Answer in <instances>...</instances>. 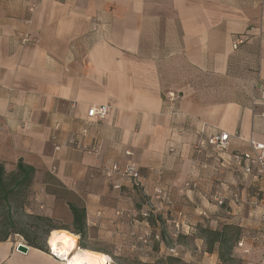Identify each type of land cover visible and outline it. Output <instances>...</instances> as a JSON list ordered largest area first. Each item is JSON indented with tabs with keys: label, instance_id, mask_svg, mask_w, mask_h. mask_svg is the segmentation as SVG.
I'll return each instance as SVG.
<instances>
[{
	"label": "crops",
	"instance_id": "0c3cea01",
	"mask_svg": "<svg viewBox=\"0 0 264 264\" xmlns=\"http://www.w3.org/2000/svg\"><path fill=\"white\" fill-rule=\"evenodd\" d=\"M262 86L264 0H0V161L35 168L36 203L77 244L70 205L84 209L85 249L111 263L163 253V218L188 235L204 220L262 223L264 175L243 168L248 140L264 144ZM99 106L106 117L90 118ZM113 163L140 179H106ZM245 233L264 264V228ZM18 244L0 240V264H66Z\"/></svg>",
	"mask_w": 264,
	"mask_h": 264
},
{
	"label": "rangeland",
	"instance_id": "374dc122",
	"mask_svg": "<svg viewBox=\"0 0 264 264\" xmlns=\"http://www.w3.org/2000/svg\"><path fill=\"white\" fill-rule=\"evenodd\" d=\"M8 188H13V181L8 182ZM36 192L34 189H29L21 194L13 193L10 195L9 207H0V239H3L8 234V239L16 240L17 242H26L29 244L26 236L35 242L39 247L45 248L48 243V227L49 223L39 220V216L47 217L49 214L45 213L36 203ZM151 211V210H150ZM147 214V213H145ZM151 216V213H150ZM63 219H58V224H54L58 227H68L63 224ZM168 218L158 220V226L161 229L160 238L164 239L165 246L169 249L173 246H178L179 250L169 251L167 248L163 253L159 252L158 255L154 256L150 261L144 262L139 260L137 257H131L122 252L115 253L112 257L111 264H170L166 262H160L162 258L173 256L182 258L184 264H220L218 253H209L206 251L205 243H200L201 240H205L204 232H200L199 228L217 229L223 224H231L239 229L247 232L255 228H264V222H256V224L246 221H241L235 218H229L221 223H212L204 220L198 223L197 232L193 235L183 233L182 226L173 222ZM255 221V220H254ZM253 221V222H254ZM244 222V223H243ZM52 224V223H51ZM188 230V229H187ZM183 231V232H182ZM200 232V233H199ZM175 233V235H173ZM151 239V238H150ZM235 252L234 259H225L221 264H255L254 259H257V254H251V251L247 254ZM212 254H215L212 257ZM177 264V263H176Z\"/></svg>",
	"mask_w": 264,
	"mask_h": 264
},
{
	"label": "trees",
	"instance_id": "16d2710c",
	"mask_svg": "<svg viewBox=\"0 0 264 264\" xmlns=\"http://www.w3.org/2000/svg\"><path fill=\"white\" fill-rule=\"evenodd\" d=\"M36 170L33 166L25 163L22 159L18 161L14 168L9 169L5 162L0 161V207L5 208L9 207L10 195L13 193L21 194L23 192L28 191L29 189H33V182L35 178ZM13 181V188H8V182ZM70 209L73 213L74 227L71 229L72 232L77 233L80 236V240L78 242V246L81 248H86L87 245L85 242V235L83 233V229L85 227V210L76 206H71ZM145 216V215H144ZM145 217L151 219L150 214H147ZM41 221L48 222L50 225L48 227V235L54 230H68L69 227H56L54 224H58V220L51 216L38 218ZM52 223V224H51ZM199 231L204 232V234H208L204 237L206 251L209 253H218L220 264L225 259H234V253L240 252L238 248V244L241 241H244L246 237V233L244 230L239 229L231 224H223L217 229L204 228L205 230ZM199 232V233H200ZM49 237V236H48ZM8 239V234L0 240ZM29 244L25 242L28 247H34L39 249H44L43 247H39L35 242L30 240L28 236H26ZM160 262H166L170 264H184L182 258H177L173 256H168L162 258Z\"/></svg>",
	"mask_w": 264,
	"mask_h": 264
},
{
	"label": "built area",
	"instance_id": "2783aa9c",
	"mask_svg": "<svg viewBox=\"0 0 264 264\" xmlns=\"http://www.w3.org/2000/svg\"><path fill=\"white\" fill-rule=\"evenodd\" d=\"M248 39V34H242L240 35L234 44V48L237 49L240 45L244 44V42ZM24 42H28V38L23 39ZM178 99V96L175 95L174 93H170L168 96L169 102H176ZM260 101L262 102L264 106V86L261 87V96H260ZM109 107L108 106H99V107H93L89 110L88 116L90 118H97V119H104L108 113ZM229 134H222L220 136L215 137L212 139V142L216 145H219L221 148L225 149L228 146L229 142ZM242 140L244 138L240 137ZM250 143L253 151H254V156L250 160L245 161V164H242V159L238 158L239 164L243 165L244 171L246 173H252L253 167L255 166L257 169V173L259 175H264V144L256 142L252 139L248 140ZM58 149V148H57ZM102 174L106 179H112L115 176H120L124 178H131L135 181H138L140 179V174L138 170L130 165L127 166H121L117 163L113 164H106L102 168ZM219 204H223L222 200L219 201ZM145 216L147 214H144ZM262 219L264 221V214L262 216ZM20 245L27 246L23 241L19 242L18 247ZM238 248L243 251V253L247 254L250 252L249 248L245 247L244 241H241L238 244ZM173 251V250H172ZM50 252L52 255H54L57 258H60L59 256L56 255L55 252H53V249L50 247ZM61 259V258H60ZM62 260V259H61Z\"/></svg>",
	"mask_w": 264,
	"mask_h": 264
},
{
	"label": "bare ground",
	"instance_id": "6f19581e",
	"mask_svg": "<svg viewBox=\"0 0 264 264\" xmlns=\"http://www.w3.org/2000/svg\"><path fill=\"white\" fill-rule=\"evenodd\" d=\"M48 243L66 264H111L108 256L80 248L77 237L67 231L54 230L48 237Z\"/></svg>",
	"mask_w": 264,
	"mask_h": 264
},
{
	"label": "water",
	"instance_id": "95a60500",
	"mask_svg": "<svg viewBox=\"0 0 264 264\" xmlns=\"http://www.w3.org/2000/svg\"><path fill=\"white\" fill-rule=\"evenodd\" d=\"M28 249H29V247H28V246H24V245H20V246L18 247V250L23 251V252H27Z\"/></svg>",
	"mask_w": 264,
	"mask_h": 264
}]
</instances>
